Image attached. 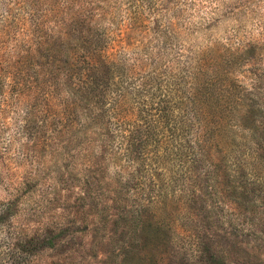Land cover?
I'll return each instance as SVG.
<instances>
[{"label": "trees", "instance_id": "obj_1", "mask_svg": "<svg viewBox=\"0 0 264 264\" xmlns=\"http://www.w3.org/2000/svg\"><path fill=\"white\" fill-rule=\"evenodd\" d=\"M74 3L66 11L7 13L0 24V89L45 107L40 124L27 109V136L48 119L54 126L41 147L49 151L42 178L54 195L65 181L59 171L79 180L74 199L92 211L93 243L103 246L110 264H162L169 247L194 264L212 263L208 235L198 229L210 219L236 245L264 246L258 42L188 48L190 56L174 71L162 55L152 58V49L126 58L136 44L128 39L130 26L106 18L105 0ZM164 26L175 33L172 24ZM244 67L249 85L239 79ZM192 206L207 211L202 221L187 217ZM61 217L25 236L22 250L31 256L72 239L80 227ZM81 223L87 229L85 217Z\"/></svg>", "mask_w": 264, "mask_h": 264}, {"label": "rangeland", "instance_id": "obj_2", "mask_svg": "<svg viewBox=\"0 0 264 264\" xmlns=\"http://www.w3.org/2000/svg\"><path fill=\"white\" fill-rule=\"evenodd\" d=\"M74 5V0H0V24L7 13L19 16L28 9L66 11ZM105 7L107 19L115 24L123 23V27L130 26L128 39L136 44L126 49L129 61L134 56L142 58L152 49V58L156 53L162 55L165 63L176 71L190 56L188 48L194 47L193 51L196 46L198 50L216 45L223 49L251 39L257 41L263 51L257 64L264 69V0H105ZM50 20L48 16L47 21ZM165 23L172 24L174 34ZM246 69L240 70L239 79L249 85ZM243 74L245 76L241 77ZM30 103L18 99L12 90L0 89V207L13 202L8 212L0 215V264H110L111 260L102 254L103 246L93 243L89 224L92 211L87 206L78 207L79 202L74 199L79 191L76 186L79 180H68L71 176L59 171L65 181L60 182L62 188L58 187L54 195L51 184L42 178L48 171L45 163L49 151L41 147L54 126L49 125L48 119L45 121L48 126L36 127L34 134L27 136L24 123L27 109H34L39 124L46 115L43 104L31 107ZM53 134L56 137L57 134ZM31 148L36 150L31 151ZM84 159L80 156L81 161ZM53 174L57 175L50 172L48 175ZM31 177L38 181L29 187L25 181ZM228 205L231 206L229 202ZM206 214L207 211L196 206L187 209V217L201 221ZM61 216L64 220H75L79 231L73 232L72 239L64 237L57 241L54 249L38 250L28 256L22 250L23 238L33 231L43 230L47 223ZM82 217L88 223L87 229L83 228ZM204 222L199 232L207 233L216 255L212 263L205 264H264L263 244L260 247L256 242L251 243L254 247L236 245L234 237L214 230L213 219L210 226ZM170 248L163 253L162 264H194L196 261H186L182 249L173 252Z\"/></svg>", "mask_w": 264, "mask_h": 264}]
</instances>
